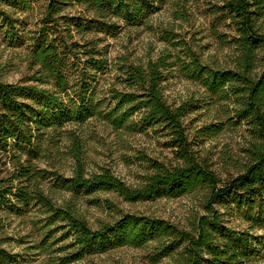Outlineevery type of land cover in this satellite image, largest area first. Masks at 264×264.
<instances>
[{"label": "trees", "instance_id": "trees-1", "mask_svg": "<svg viewBox=\"0 0 264 264\" xmlns=\"http://www.w3.org/2000/svg\"><path fill=\"white\" fill-rule=\"evenodd\" d=\"M17 0H7V2ZM32 31L15 26L1 7L0 23L6 36L25 48L27 76L17 84L0 79V153L9 169L0 178V214L39 208L49 217L47 227L58 225L71 236L73 253L66 264L106 247H135L156 239L154 256L172 264H259L264 260V67L257 74L259 51H264V0H213L219 12L234 24L236 58L232 70L204 65L189 49L185 74L211 95L238 100L236 118L250 123L253 142L243 171L221 184L207 160L195 156L186 136L185 106H170L163 83L174 65L168 53L155 59L129 62L108 59L105 42L122 30V23L141 26L163 0H45ZM26 6L27 0H23ZM31 6V5H28ZM31 8V7H30ZM25 10V8H24ZM171 39V37H170ZM175 39V38H174ZM173 40V39H172ZM116 70L108 93L113 101L109 120L115 130L134 116L145 128L161 127L177 165L149 161L151 174L132 188L108 169L87 176L82 142L70 134L69 156L75 171L64 180L65 189L79 193L107 190L127 203L149 202L200 193L203 213L189 230L151 218L125 216L115 224L92 230L73 203L56 205L46 194L45 171L37 163L66 125L81 128L96 114L92 92L100 77ZM231 220L243 228L229 226ZM0 215V233L3 229ZM157 259V260H158ZM18 256L0 246V264H17Z\"/></svg>", "mask_w": 264, "mask_h": 264}, {"label": "rangeland", "instance_id": "rangeland-1", "mask_svg": "<svg viewBox=\"0 0 264 264\" xmlns=\"http://www.w3.org/2000/svg\"><path fill=\"white\" fill-rule=\"evenodd\" d=\"M5 1L1 2V7L13 19L19 20L15 26L24 31L35 29L46 3L45 0H27L25 6L23 0ZM221 6L213 0H163L161 5L158 4V10L148 17L147 24L122 23L121 32L109 37L104 46L108 45V59L112 62L126 58L129 62L144 63L163 53L173 57L174 65L163 83L165 100L172 107H186L183 125L192 150L197 158L208 161L224 184L242 172L250 161L253 129L249 122L237 120V99L231 95H211L182 69L189 63L186 49L192 50L204 65L213 69L234 68L235 26L219 12ZM260 26L264 34V19ZM262 67L264 51H259L257 74ZM115 75L116 70L112 68L93 88L91 98L96 114L80 129L64 126L50 144L49 152L42 154L37 165L46 174L45 192L59 207L73 203L92 230L103 224H115L125 216L151 218L189 230L195 217L203 213L200 193L127 203L111 191L76 194L63 186L62 182L70 179L75 171L68 149L73 132L82 142L87 176L105 168L127 186L135 188L151 174L149 161L167 167L177 165L175 152L169 148L167 134L161 127L145 128L139 117L134 116L121 129L113 128L109 114L114 104L108 90L115 84ZM26 76L25 48L7 37L0 23V79L17 84ZM9 167L8 160L0 153V178ZM0 215L4 224L0 246L18 256L17 264H66V259L73 253V238L67 230H61L59 224L47 227L49 217L39 208ZM229 226L244 227L238 220H231ZM155 241L139 248L106 247L68 264H172L168 259L154 256ZM259 264H264V260Z\"/></svg>", "mask_w": 264, "mask_h": 264}]
</instances>
